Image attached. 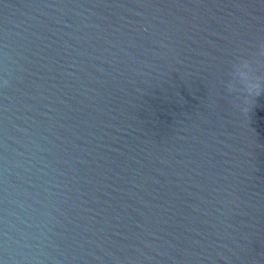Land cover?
Here are the masks:
<instances>
[{"label": "water", "instance_id": "95a60500", "mask_svg": "<svg viewBox=\"0 0 264 264\" xmlns=\"http://www.w3.org/2000/svg\"><path fill=\"white\" fill-rule=\"evenodd\" d=\"M0 264H264V0H0Z\"/></svg>", "mask_w": 264, "mask_h": 264}, {"label": "clouds", "instance_id": "9594fccd", "mask_svg": "<svg viewBox=\"0 0 264 264\" xmlns=\"http://www.w3.org/2000/svg\"><path fill=\"white\" fill-rule=\"evenodd\" d=\"M260 93L259 92H257L255 95L256 96H258ZM245 111L247 112L248 111V109L247 108H245Z\"/></svg>", "mask_w": 264, "mask_h": 264}]
</instances>
